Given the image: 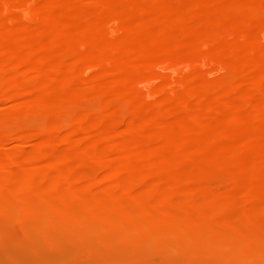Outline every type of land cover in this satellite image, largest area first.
I'll list each match as a JSON object with an SVG mask.
<instances>
[{
    "label": "bare ground",
    "instance_id": "6f19581e",
    "mask_svg": "<svg viewBox=\"0 0 264 264\" xmlns=\"http://www.w3.org/2000/svg\"><path fill=\"white\" fill-rule=\"evenodd\" d=\"M0 239L264 264V0H0Z\"/></svg>",
    "mask_w": 264,
    "mask_h": 264
},
{
    "label": "rangeland",
    "instance_id": "374dc122",
    "mask_svg": "<svg viewBox=\"0 0 264 264\" xmlns=\"http://www.w3.org/2000/svg\"><path fill=\"white\" fill-rule=\"evenodd\" d=\"M2 239H0V264L2 263V264H16V263H18V264H53V263H51L52 261L50 260L51 258H52V260H53V262H54V264H64L65 263V261H67V264H85V262H75V260L73 259V257L71 256V254H69L71 251H70V248L68 249L70 252H68V250H66L65 249V252H64V250H61V251H63V253L62 252H60V251H58V254L56 255V253L55 252H53V250L52 251H50L51 249H49V248H42V249H39L40 251H39V256H38V253H33L32 251H31V249H30V247H29V244L26 242V241H21L23 244V246L22 245H20V244H17V243H15V242H12V240H9V242H10V244L8 243V241L6 242H3V241H1ZM2 243V244H1ZM4 243V244H3ZM7 245H6V244ZM4 245H5V247H4ZM11 245H13V246H11ZM16 245V246H15ZM19 247H18V246ZM11 246V247H10ZM4 248L3 250H5V251H8L9 249L8 248H10V250L8 251V252H5V253H3L4 251H1L2 250V248ZM14 247H15V249H14ZM20 247H22V248H20ZM17 248H19V249H17ZM24 248V249H23ZM27 248H28V250H27ZM17 249V250H16ZM74 248H71V250H73ZM15 250V251H14ZM24 250H26V252H28V253H26ZM43 250V251H42ZM47 251V252H46ZM19 252H21V253H19ZM50 252V253H49ZM6 253H8V254H6ZM10 253L12 254V255H10ZM32 253V254H31ZM52 253H55V254H52ZM67 254L68 253V255L67 256H69L68 257V259H67V256L66 257H61V255L62 254ZM6 254V255H5ZM27 254V255H26ZM49 254H51V255H55V256H60V259L58 258L57 259V257L56 258H54V256L52 257L51 255H49ZM60 254V255H59ZM8 255L10 256V257H8ZM17 255V256H16ZM31 255V256H30ZM34 255L36 256L37 255V257H35L34 258ZM48 256V259H47V257L46 256ZM12 256V257H11ZM16 256V257H15ZM27 256H29V257H27ZM41 256V257H40ZM45 256V257H44ZM51 256V257H50ZM23 257V258H22ZM41 259H40V258ZM43 257V258H42ZM120 257H121V259H120ZM119 258H118V260H117V262L120 260V262L122 263V261L121 260H123V261H125V262H123L122 264H126L127 263V261H128V259H124V257H126V256H124V255H122V256H120ZM153 256H150V258H152ZM12 259V260H10V259ZM18 259V261H17V259ZM28 258V259H27ZM35 259V261L36 262H34V261H32V259ZM37 258V259H36ZM61 258L63 259L64 258V260H62V262H61ZM66 258V259H65ZM127 258V257H126ZM23 259V260H22ZM24 259L25 260H27V261H24ZM40 259V260H39ZM42 259H44L46 262H43V260ZM56 259V260H55ZM73 259V260H72ZM154 259V262H152V260ZM14 260H16L14 263H11V262H13ZM19 260H20V263H19ZM22 260V261H21ZM39 260V261H38ZM151 260V261H150ZM149 261V263H151L152 262V264H156V260H157V258L154 256L152 259H150ZM24 261V262H23ZM31 261V262H30ZM43 263H42V262ZM57 261V262H56ZM156 261V262H155ZM23 262V263H22ZM32 262H34V263H32ZM39 262V263H38ZM61 262V263H60ZM116 262V261H115ZM120 262L118 263V264H120ZM89 263V262H88ZM93 263H95L94 261L93 262H91V263H89V264H93ZM148 263V264H149ZM66 264V263H65ZM114 264H117V263H114ZM137 264V263H136Z\"/></svg>",
    "mask_w": 264,
    "mask_h": 264
}]
</instances>
